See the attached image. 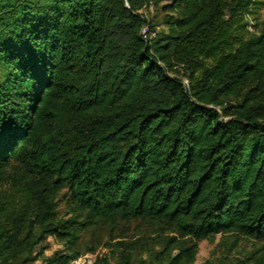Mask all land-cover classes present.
Here are the masks:
<instances>
[{
  "label": "trees",
  "instance_id": "trees-1",
  "mask_svg": "<svg viewBox=\"0 0 264 264\" xmlns=\"http://www.w3.org/2000/svg\"><path fill=\"white\" fill-rule=\"evenodd\" d=\"M161 3V21L140 11ZM262 4L0 0V181L15 169L31 194L0 195V264H69L85 232L135 220L191 243L149 264H192L217 233L264 242ZM48 237L63 251L44 257Z\"/></svg>",
  "mask_w": 264,
  "mask_h": 264
},
{
  "label": "rangeland",
  "instance_id": "rangeland-1",
  "mask_svg": "<svg viewBox=\"0 0 264 264\" xmlns=\"http://www.w3.org/2000/svg\"><path fill=\"white\" fill-rule=\"evenodd\" d=\"M262 1L263 4L257 11L261 23L264 22V0ZM163 5L164 3L157 6L144 4L140 11L144 12L149 19L154 18V21H161L165 15V11L162 10ZM247 19L249 32L256 31L252 16L248 15ZM156 28L159 30L163 26ZM170 74L181 79L186 85L189 83L188 72L181 65L175 66ZM26 179L27 177L19 175L17 170L9 169L0 181V195L7 198L5 201L14 199L18 209L31 196L30 192L26 191ZM55 208L59 218L66 219L73 214V207L66 189L56 195ZM172 236L176 239H172L169 244L171 255L179 252L180 245H191L186 237L182 238L179 233L169 232L166 227L161 228L154 223L141 220L121 222L112 230L97 227L85 232L81 237L82 253L80 255L94 253L97 254V258H100L104 254H109L112 256V264L125 261L126 264H149L150 253L160 251L167 239ZM43 246L44 257H51L55 252H61L64 249L63 245L53 237H48ZM88 248L94 249L88 250ZM42 258L38 259L35 264H45ZM256 262L264 264V242L233 233H217L197 242L192 264H255Z\"/></svg>",
  "mask_w": 264,
  "mask_h": 264
},
{
  "label": "built area",
  "instance_id": "built-area-1",
  "mask_svg": "<svg viewBox=\"0 0 264 264\" xmlns=\"http://www.w3.org/2000/svg\"><path fill=\"white\" fill-rule=\"evenodd\" d=\"M140 34L143 38H150L154 36L153 32L148 31L146 27H143L140 31ZM97 254L87 253L84 255H79L76 258H73L69 264H96Z\"/></svg>",
  "mask_w": 264,
  "mask_h": 264
}]
</instances>
